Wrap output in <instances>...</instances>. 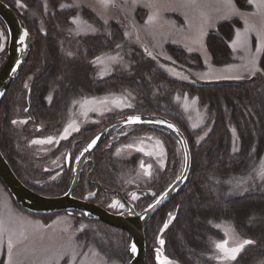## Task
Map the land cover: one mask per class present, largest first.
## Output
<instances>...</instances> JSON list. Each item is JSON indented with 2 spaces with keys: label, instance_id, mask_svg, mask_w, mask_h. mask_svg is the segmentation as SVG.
Masks as SVG:
<instances>
[{
  "label": "trees",
  "instance_id": "1",
  "mask_svg": "<svg viewBox=\"0 0 264 264\" xmlns=\"http://www.w3.org/2000/svg\"><path fill=\"white\" fill-rule=\"evenodd\" d=\"M236 2L244 4L245 0H236ZM15 13L29 32L32 44L20 74L0 100V150L18 178L43 195L56 196L65 193L73 180L75 159L70 165V174L69 169H66L63 177L56 183L36 184L32 182L35 181L34 176L30 178V181L26 180L19 169L30 171L33 175H39V173L33 169L30 158L21 148L23 137L28 132L31 133L32 123L42 122L49 126L58 123L62 117L63 93L70 90L71 86L83 84L88 86V90L93 94L126 88L139 97V104L146 113L168 118L178 125L186 136L191 157L190 170L185 183L145 225L147 253L144 264H156L149 248L153 247L152 243L165 223L164 216L166 214L169 217V213H172L175 219L162 232V238L165 241L164 252L177 264H215L210 257L212 254L210 237H220V233L212 225L221 221L230 223L242 238L254 241V244L242 251L233 264H260L264 259V190L248 189L243 193L235 192L233 195H228L226 186H223L221 182L228 181L234 176L250 173L264 153V52L259 61L261 75L251 77L245 82L230 84L204 85L196 81L181 82L167 76L166 72L159 67L158 70H153L146 64L141 73L149 78L159 91L158 96L155 95L154 99H151L145 85L142 84L143 81L132 76L112 75L99 80L90 77L91 79L86 81L84 68L86 61L99 53L113 49V45L119 40L117 26L113 28L111 35L96 34L81 37L77 59L68 61L61 50V45L63 32L73 26L70 20L72 10L47 16V26L43 30L38 24L26 22L16 10ZM83 13L88 20L99 23L100 20L94 13L88 10ZM239 23L237 19L222 22L216 30L207 35L206 46L214 64H226L233 60L229 41L236 28L241 25ZM0 25L5 26L1 19ZM187 54L180 51L173 53L174 63L188 71L201 67L203 61L199 55ZM4 60L0 59V66ZM27 77H30L29 85H27L29 88L24 85L27 84ZM57 87L61 91L58 92L56 89L53 99L48 101L49 91ZM178 89L186 90L196 96L199 102L207 107L206 124L210 120V129L204 140L198 144L193 142L192 131L188 132L187 124L181 120L178 108L169 100L167 95L170 93L168 92L166 96H162L161 93V90L172 92ZM29 105L31 116L25 110ZM21 115L29 119L24 128H18L11 123ZM131 127L132 130H154L161 134L169 151L168 165L171 173L175 174L170 182L173 181L184 165L183 151L177 136L158 124L147 123ZM232 128L238 136L237 152L232 150ZM111 130L109 129L101 136L89 153L87 163H90L91 170L85 173L81 171L82 176L73 191L74 196L92 201L91 198H86L83 191L85 188L96 189L102 196L101 201L98 200L96 203L109 210L111 208L107 206V195L122 192L123 171L138 163L135 155L129 159L116 157L117 144H106ZM95 131L94 129L84 130L77 135L79 137L76 142L77 156L81 151L79 148L82 149L88 143ZM198 132L199 130L194 131V134ZM66 143L69 141L64 144ZM46 175L40 176L44 178ZM164 177L166 176L162 175L156 182L157 185L162 184L158 190L153 191L152 195L148 194L151 191H146L144 197L148 203L158 197L169 185L170 182L164 185ZM228 187H233V184L229 183ZM145 203L143 207L147 205ZM74 213L89 222L114 229L82 213L76 211ZM121 231L128 234L124 230Z\"/></svg>",
  "mask_w": 264,
  "mask_h": 264
},
{
  "label": "rangeland",
  "instance_id": "2",
  "mask_svg": "<svg viewBox=\"0 0 264 264\" xmlns=\"http://www.w3.org/2000/svg\"><path fill=\"white\" fill-rule=\"evenodd\" d=\"M2 1L9 5L14 11L16 10L26 22L38 24L41 30L47 26V16L54 15V13L60 11L72 10L73 13L70 15L71 23L72 18L74 17L78 18L80 23L79 29H77L76 24L72 23L73 26L66 32H63L64 36L61 50L63 51L65 59L68 61L77 59V51L80 46L79 43L81 37L96 34L111 35L113 33V28L117 26L116 30L119 32V40L113 45V49L99 53L92 57V59L86 61V66L84 67L87 78L86 81H88L90 77L99 80L112 75L126 77L132 76L143 81L142 84L145 85V89L148 91L151 99H154L153 97L155 95L158 96L157 92L159 91L150 82L149 78L143 76L141 73L143 66L146 64L153 70H158L159 67L166 72L167 76L181 82L194 81L192 76L202 81L224 79L238 80L235 78L237 76H240V79L248 80L251 77L262 74V71H260L257 72L255 76H251L248 68L245 67V65H248L249 58L255 55L257 61L256 67L260 69L259 61L263 52H256L259 38L255 31L248 33L251 47L250 52H243L240 49L233 50L231 42L235 39L234 33L229 41L233 60L226 64H214L211 53L206 46L207 35L216 30L217 26L222 22L233 21L234 19L239 20V25H241L236 29H240L241 32H244L246 27L251 26L257 29L260 27L259 13L262 10L255 5H248L247 0H245L244 4H237L235 0L237 8L244 13H257V15L246 18L234 16L229 20H216L215 27L206 29L207 34L203 39L202 46L192 43L196 34L195 27L200 22L201 13H213V10L217 7L223 9L225 7L223 3L219 5L213 4L212 7L200 8H182L177 4H172L169 5L170 10L163 12L162 21L148 26L145 24V21L147 20L149 9L140 5H137L135 10L129 8L126 12L121 11L120 8H110L106 14V18H109L108 24L105 25L103 19H101V16H104L105 12L97 3V0H83V6L80 8H76L75 6L62 7V5H73L74 0H20V6H18L17 0ZM116 2L123 7V0H116ZM172 8H175V10H171ZM87 10L97 16L98 20H100L99 23L86 18L83 12ZM185 14H187L189 19L192 20L193 29L191 31H189L185 25ZM92 28L98 29V31L92 33ZM77 30H79V35L77 34ZM125 32H128L129 35L125 36ZM0 33L3 34L0 35V59L2 60L5 59L7 55L9 36L5 26L0 25ZM117 44L121 45V47L117 48ZM178 51L182 53L184 52L185 54L188 53L187 55H199L201 61H203L201 67L192 68L188 71L184 70V68L177 63L175 66L164 65L157 60V57H160L175 62L172 54ZM69 52L73 53V55L68 56L67 53ZM149 53H151V55H149ZM98 57L99 59H97ZM153 57H155V59H153ZM248 67L250 68L251 65ZM184 77H187V79H184ZM29 79L30 77H27V84L24 85H29ZM80 83H82V81H80ZM26 88L29 87L27 86ZM56 89L58 92L61 91L59 87L49 91L48 101L53 99V94L56 93ZM88 89V86L81 84V86H71L70 90L68 89L67 92L64 91L62 97V117L58 121L59 124L56 123L50 126L42 122L31 124L32 131L30 134L28 132V134H25L23 137L21 148L23 152L28 155L31 161V166L39 173V175H33L30 171L28 172L25 169H19L20 174L22 177L26 178V180L30 181V178L34 176L33 180L35 181L32 182L36 184L58 182L65 174V170L69 169L74 159L76 160L77 158L75 152L78 150V144L76 145V142L79 140L77 135L80 132L92 129L97 131L107 122L118 120L128 115H153L151 113H146L139 104V97L126 88L103 94H93ZM168 92L170 94L167 96L174 106L178 108V111L180 112V114H178L180 115L181 120L187 124L188 132L190 131L189 133H191L192 131L191 138L193 139V142L196 144L200 143L208 134L211 124L210 120L209 123L206 124V121L208 120L207 107L202 105L196 96L186 90L182 91L178 89L172 92L161 90V93L163 94L162 96H166ZM129 104L131 107L127 106ZM85 112L87 115H84ZM26 117L27 116L21 115L14 120L29 121L28 117ZM73 121H75V126L79 130L76 131L70 129L67 138L61 139V136L64 135V129L68 124L73 123ZM27 123H18L15 125H17L18 128H24ZM140 124L142 123L125 124L120 125V127H113L108 134L109 138L106 140V144L108 145H111L112 143L117 144L115 148V155L117 158L129 159L135 155L138 159L137 164V160L135 161L136 166L134 165L130 167V169L126 168V170L123 171V185H121L123 195L121 192L119 194L114 193L107 195L106 197L107 206L115 200H119L125 205L124 208L110 207L113 211L125 210L127 208L122 197L128 198V200H130L129 202L133 203L136 199H133L132 195L135 194L136 197H139V193H137L136 190L144 189L145 191H151L149 193L153 194V191L158 190L162 184H156L162 175L166 176L164 177V185L168 184V182H170L175 176L174 173H171L170 166L168 165L167 158L169 157V151L161 134L154 130H132L131 126H138ZM197 130H199V132L194 134V131ZM231 134L232 150L233 152H237L239 149V141L237 133L233 128L231 129ZM48 136L54 137L53 143H31L34 139H46ZM68 141L69 143L64 144ZM129 144L133 145V147H127ZM161 147L163 149V154H161ZM139 148H142L143 151H138L137 149ZM82 149L79 148L81 151ZM117 149L120 150L119 155H117ZM148 153H151V155H148ZM141 161L144 163V168H141L140 166ZM86 163L83 166L84 168H82L83 173L91 168L90 163ZM149 165H151V168L148 167ZM70 171L71 169H69V174ZM146 171L150 172V175H146ZM261 171H264V153L259 163L250 173L247 172L240 176H234L228 181L221 182V184L226 186L228 193L233 189H238L237 192L239 193L245 192L243 191L245 188L253 190L259 188L264 190V180L259 177ZM43 174L47 175L43 178L40 176ZM81 176L82 175H80V177ZM53 177L55 178L53 179ZM173 181H171L169 185ZM229 183H232L233 187L229 188ZM83 192L85 193L86 198H91L93 202L96 203L98 200L101 201L102 196H100L96 189L85 188ZM90 192L95 193V195L89 196ZM141 202V206L144 202H146L145 204H148L145 197L141 198ZM9 220L14 222L17 232L25 227L37 228V221H39L41 225L48 226L42 230L44 234L43 240L37 238L29 241L25 246L21 247L20 254L16 257L20 264H39L40 261L46 258L43 249L44 247L49 246V237H52L53 234H56L58 237L61 230L64 228H69L70 231H75V229L79 228L81 225L86 226V229L82 233H76V235L80 241L88 243L90 247L99 251L101 255L96 259H106L108 264H125V257L128 251L126 248V243L129 241L128 234H124L123 231L117 228L111 229L99 223L89 222L85 220V218L76 215L74 212L67 213L62 211L38 215L31 213L17 204L13 196L0 180V221H3L7 227ZM168 220L169 217L165 214L164 221L167 222ZM29 222H31V224H29ZM53 222L57 223L54 224ZM212 227L220 233V237H210L212 250L210 257L215 264H223V262L212 258L216 252L214 242L228 238L230 246H232L236 240H239L242 237L239 236L233 229V226L226 221L215 222ZM225 233L228 234L227 237L225 236ZM7 238V234H5L3 237V245L0 246V264H6ZM158 238L163 239L161 230L152 243L153 247L150 246L149 248L156 264H158V262L156 260L155 250L156 248L161 247ZM57 243H59V241H57ZM248 246L249 245L245 246V248ZM33 250L37 253L35 256L32 255ZM84 250L86 251L87 249ZM162 252L166 255L164 252V245L162 246ZM172 261L173 264H177L176 261ZM234 262H230V264H233ZM60 264H65V260H62ZM260 264H264V259Z\"/></svg>",
  "mask_w": 264,
  "mask_h": 264
},
{
  "label": "snow or ice",
  "instance_id": "3",
  "mask_svg": "<svg viewBox=\"0 0 264 264\" xmlns=\"http://www.w3.org/2000/svg\"><path fill=\"white\" fill-rule=\"evenodd\" d=\"M97 3L100 7L104 10L105 15L101 16L105 25L108 24V19L106 18V14L110 8H120L121 11H127L129 8L135 10L137 5H140L144 8L149 9V14L147 16V20L145 24L148 26L153 25L154 23H158L163 20V12L170 10L169 5L177 4L182 8H200V7H212L213 4H221L223 3L225 7L223 9L217 7L213 10V13H201L200 22L195 27V37L192 40V43L203 45V39L205 37L206 29L210 27H215L216 20H229L232 17H251L256 16L257 13H244L239 8H237L235 4V0H123V7L117 4L116 0H97ZM18 6H20V0H17ZM248 5H255L257 8L261 9L259 13V23L260 27L257 29L255 27H246L244 32H241L240 29H236L235 31V39L231 42V47L233 50L240 49L243 52H250V42L248 39V33L251 31H255L259 38V44L256 48V52H264V0H247ZM75 6L76 8H80L83 6V0H74L73 5H62V7H70ZM171 10H175L172 8ZM72 23L77 25V29H79V19L74 17L72 18ZM247 23V20H246ZM185 25L187 29L191 31L193 29L192 20L189 19L187 14H185ZM91 27V26H89ZM183 30V29H182ZM98 29L92 28V33H96ZM77 34L79 35V30H77ZM0 35H3L0 33ZM110 35V34H109ZM125 36H128L129 33L125 32ZM28 36V32L25 31L23 35L20 37L21 44L24 43V39ZM117 48H120L121 45L117 44ZM191 50V49H189ZM68 56H72L73 53H67ZM151 55V53H149ZM99 59V57L97 58ZM155 59V57H153ZM170 59V58H169ZM256 56L253 55L249 58L248 65H245L248 68L249 73L251 76H255L257 72L261 70L256 67ZM174 63V62H173ZM251 65L249 68L248 66ZM231 67V66H229ZM236 79H240V76L235 77ZM187 79V77H184ZM27 87V85H25ZM4 93L0 92V96H3ZM131 107V105H127ZM27 111V109H25ZM84 115H87L85 112ZM27 120H12L11 123L15 124H26ZM126 123L128 124H138V123H155V124H163L166 125L167 128L172 129L178 132V129H175V126L171 123H167L166 121L156 120V121H142L139 115H130L126 119ZM76 130L79 129L75 126V121L73 123L68 124V126L64 129V135L61 136V139L67 138L69 134V130ZM100 138L97 136L95 139L91 141L84 151L87 152L93 146L96 145L97 141ZM54 137L48 136L46 139H34L31 141L32 144H51L53 143ZM159 143V142H158ZM127 147L131 148L133 145L129 144ZM138 151H143L142 148L137 149ZM120 150L117 149V155H119ZM161 154H163V149L161 147ZM83 155V153H81ZM151 155V153H148ZM187 156H185V161H187ZM141 168H144V163L141 161L140 163ZM151 168V165L148 166ZM146 175H150V172L145 173ZM260 179L264 180V171L259 173ZM55 177H53L54 179ZM186 179V177H185ZM238 189H233L228 193V195H233L237 192ZM243 191H248L245 188ZM95 193L90 192L89 196H94ZM133 199H137L135 194L132 195ZM156 203H160V200H157ZM109 207L111 208H124L125 205L121 203L119 200L113 201ZM149 207H154V205H149ZM175 217L172 213H169V220L164 223L163 228L161 231L167 229L169 224ZM54 224L57 222H53ZM31 224V222H29ZM37 228L25 227L19 232H17L16 227L14 226V222L9 220L8 226L6 227L3 221H0V246L3 245V237L7 234V245H6V264H20V262L16 259V257L20 254V249L22 246H25L29 241L35 240L39 238L40 240L44 239L43 229L48 227L46 225H41L39 221L36 222ZM86 226L81 225L79 228L75 229V231H70L69 228H64L61 230L59 236L57 237L56 234H53L52 237H49L50 244L47 247H44L43 251L46 254V258L39 262V264H60L62 260H65V264H108L106 259H96L101 254L99 251L95 250L94 248L90 247L88 243L84 241H80L76 235V233L84 232ZM227 237L228 234L225 233ZM159 239V238H158ZM59 241V243H57ZM159 244L161 247L156 248V260L158 264H173V261L162 252V246L165 244L163 239H159ZM254 244V241L251 239H239L234 242L232 246H230V241L228 238L215 241V255L212 257L218 261L223 262V264H230V262L237 261L238 256L242 253L245 249V246ZM84 249H87L86 251ZM26 250V249H25ZM131 253H137V247L135 243H132L130 246ZM36 251H32V255H36ZM67 258V259H65Z\"/></svg>",
  "mask_w": 264,
  "mask_h": 264
},
{
  "label": "water",
  "instance_id": "4",
  "mask_svg": "<svg viewBox=\"0 0 264 264\" xmlns=\"http://www.w3.org/2000/svg\"><path fill=\"white\" fill-rule=\"evenodd\" d=\"M0 19L3 21L7 31H8V43H7V55L0 66V92L5 93L9 86L16 80L21 72L24 63L27 60L32 40L29 32L21 24L18 15L15 11L7 5L5 2L0 0ZM27 31L28 36L24 39V43L21 44L20 37L23 33ZM157 60L164 65H173L175 63L168 59L157 57ZM192 79L199 84L204 85H219V84H230L237 82H245L246 79L238 80H210L202 81L198 80L192 76ZM3 96H0V100ZM29 116H31V107L27 108ZM139 115L142 121H156L162 120L167 123H171L175 126L177 131L169 129L166 125L158 124L171 130L178 138L183 151L184 165L182 170L176 179L156 198V200L149 205H154V207L146 206L141 212H137L132 204H128V208L123 211L113 212L98 203H95L88 199L79 198L73 195V191L79 181L81 170L88 160V155L91 150L95 147L93 146L89 151L84 150L88 148V145L97 136H101L109 129L128 124L126 119L128 116L122 117L118 120H112L100 127L89 139L88 143L84 146L81 153L77 156L74 165V175L73 180L70 184L68 190L60 195L48 196L43 195L27 185H25L18 176L14 173L8 161L3 156L0 150V180L8 189L10 194L13 196L17 204L23 209L35 213V214H51L62 211L67 212H79L82 213L93 220L100 221L111 227L124 230L128 233L129 241L126 243V248L128 249L125 257V264H144L146 255V241L144 228L149 219L162 207L164 206L178 191V189L185 183L190 170L191 157L188 147L187 140L181 129L172 120L158 116V115H147V114H134ZM147 124V123H142ZM155 124V123H148ZM99 141V140H98ZM97 141V142H98ZM97 144V143H96ZM185 156H187V161H185ZM137 193L142 194V190H138ZM160 200V203H156ZM132 243L136 244L137 253L133 254L130 251V246Z\"/></svg>",
  "mask_w": 264,
  "mask_h": 264
},
{
  "label": "flooded vegetation",
  "instance_id": "5",
  "mask_svg": "<svg viewBox=\"0 0 264 264\" xmlns=\"http://www.w3.org/2000/svg\"><path fill=\"white\" fill-rule=\"evenodd\" d=\"M87 162V161H86ZM84 168V167H83ZM91 169H88L86 172H89ZM81 171H83V169L81 170ZM140 190V189H139ZM142 191H143V193L142 194H139V197L136 199V200H134V202L133 203H131V202H129L130 200H128V198H125V197H122V200L124 201V203H126V205H127V208H128V204H132L134 207H135V209H136V211L137 212H141V211H143V209H145L146 208V206L147 205H149L150 203H152V202H154L155 201V199L157 198H155L153 201H151V202H149L147 205H145L144 207L142 206L141 207V198H143L145 195H146V191L144 190V189H141ZM138 190H136V192H137ZM150 194V193H149ZM123 195V194H122ZM152 195V194H151ZM150 196V195H149ZM159 196V195H158ZM126 208V209H127ZM125 209V210H126ZM120 211H123V210H120ZM117 212H119V211H117Z\"/></svg>",
  "mask_w": 264,
  "mask_h": 264
}]
</instances>
